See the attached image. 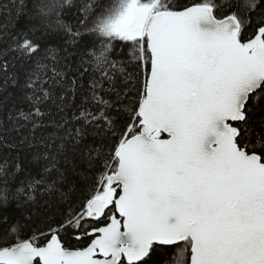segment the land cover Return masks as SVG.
<instances>
[{"label":"snow or ice","instance_id":"1","mask_svg":"<svg viewBox=\"0 0 264 264\" xmlns=\"http://www.w3.org/2000/svg\"><path fill=\"white\" fill-rule=\"evenodd\" d=\"M27 14L0 35V74L23 75L30 102L18 119L62 113L89 74L96 111L53 119L45 145L92 172L38 235L0 191V264H163L173 250L174 264H264V0H36Z\"/></svg>","mask_w":264,"mask_h":264},{"label":"trees","instance_id":"2","mask_svg":"<svg viewBox=\"0 0 264 264\" xmlns=\"http://www.w3.org/2000/svg\"><path fill=\"white\" fill-rule=\"evenodd\" d=\"M35 3L36 0H0V35L7 33L11 36L16 30L33 23L27 13L33 9ZM21 4L23 5L21 15H17L16 9ZM88 39L86 38V42ZM120 50L119 47L116 48L117 55L113 56V59L123 58L119 55ZM40 59L43 60V57ZM29 67L34 68L35 63ZM98 75L97 73L96 76ZM69 76H72L71 72ZM82 83L83 89L77 91L74 100L68 96L70 102L62 113L58 112L51 102L44 104L41 111L45 112V116L33 128L30 122L18 119L21 110L25 112L30 110V102L24 99L22 91L23 75L17 84H6L0 74V166L6 165L5 174H0V191H5L9 196L6 211L11 219L31 217V226L27 234L38 235L47 214L64 212L68 208V202L61 200V194H67L68 201H72V206L75 207L79 203L77 198L86 192L87 181L84 177L92 172L87 162L73 155L65 159L64 156L56 155L53 147L45 145L48 137L58 134L53 119L59 122L62 117H67L71 120L73 113L78 115L84 107L96 111L89 99L92 83L89 74L82 77ZM108 87L109 85L104 83V88ZM56 93L68 95L62 93L59 87L56 88ZM105 98L110 97L105 95ZM92 140L93 138L89 136L84 143H92ZM15 165H19V169ZM36 181L40 183H35ZM53 183L54 189L50 192L47 186ZM28 195L35 199L27 200ZM71 244L73 247L80 246L75 240L71 241ZM174 256V250L168 252L162 257L163 264H174Z\"/></svg>","mask_w":264,"mask_h":264}]
</instances>
